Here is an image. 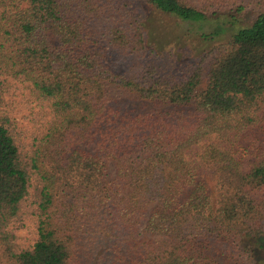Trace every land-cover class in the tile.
<instances>
[{
    "label": "trees",
    "instance_id": "obj_1",
    "mask_svg": "<svg viewBox=\"0 0 264 264\" xmlns=\"http://www.w3.org/2000/svg\"><path fill=\"white\" fill-rule=\"evenodd\" d=\"M199 1L0 0V264H264V10ZM149 9L214 23L204 76L158 63Z\"/></svg>",
    "mask_w": 264,
    "mask_h": 264
},
{
    "label": "rangeland",
    "instance_id": "obj_2",
    "mask_svg": "<svg viewBox=\"0 0 264 264\" xmlns=\"http://www.w3.org/2000/svg\"><path fill=\"white\" fill-rule=\"evenodd\" d=\"M184 1L198 7L201 5L199 0ZM255 1L260 0L234 1L232 5L229 4L223 11H226L225 14L235 13V9L238 6H243L244 10L239 16V21L241 24L246 25L250 23L256 13L264 10ZM145 17L146 32L151 37L149 44L155 48L158 46L159 49L157 51L160 52V58L157 60L162 67L167 70H174V72H180L183 69L191 72L197 71L202 73V76L205 75L213 54L211 52H214V48L222 43L223 40V37L214 41H212V38L202 39L201 35H207L213 31L214 23L199 27L191 26L175 18L158 14L150 9L145 12ZM124 60L125 58L120 55H115L113 60V63L121 73L125 72L124 63L127 61ZM111 97L122 101L125 99V93L120 90L114 91ZM4 101L5 107L11 116L16 119L20 129H33L27 118V116L31 117V114L25 105L22 104L20 97L7 95ZM251 141L254 143V147L260 146L264 148V130L253 134ZM19 235L21 244L32 245L33 237L29 227L23 229Z\"/></svg>",
    "mask_w": 264,
    "mask_h": 264
}]
</instances>
